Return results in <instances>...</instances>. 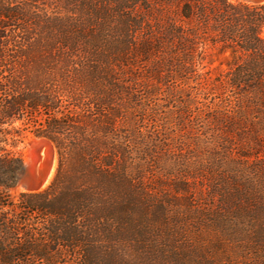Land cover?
Segmentation results:
<instances>
[{
    "label": "trees",
    "instance_id": "1",
    "mask_svg": "<svg viewBox=\"0 0 264 264\" xmlns=\"http://www.w3.org/2000/svg\"><path fill=\"white\" fill-rule=\"evenodd\" d=\"M49 2L65 14L34 31ZM95 8L119 19L86 43L77 15ZM26 131L58 166L15 200ZM143 163L179 194L207 166L219 241L264 264V3L0 0V264H122Z\"/></svg>",
    "mask_w": 264,
    "mask_h": 264
},
{
    "label": "rangeland",
    "instance_id": "2",
    "mask_svg": "<svg viewBox=\"0 0 264 264\" xmlns=\"http://www.w3.org/2000/svg\"><path fill=\"white\" fill-rule=\"evenodd\" d=\"M38 5L39 8L33 7L34 11L32 10L34 31L37 24L47 25L50 16L65 14V10L58 7L56 2ZM81 12L77 16L83 18L82 27L85 32L82 37L86 43L89 42L90 36L96 37L100 33V28L109 24L110 27L106 28L110 29L119 19L118 10L113 8L85 9ZM92 30L96 31L91 34ZM110 33L107 31V34ZM49 36L52 35L49 33ZM132 62L143 70L147 68L142 58ZM142 72L145 74V70ZM168 84L176 85L178 82L174 79ZM191 91L196 92L195 89ZM201 93L203 95V92ZM158 94L160 99L164 97L165 92L161 90ZM202 95H199V99L200 104L204 105L209 99ZM40 138L42 137L31 131L25 132V140L19 147L24 163L27 148L34 139ZM142 169L143 172L146 171L142 174H146V177L132 189L130 197L131 220L120 241L112 247L122 264H246L245 255L236 245L219 241L222 235L214 226L212 214L208 209L212 200L209 194L211 170L207 169V166L204 171L195 173L196 178L189 180L187 192L183 194L175 192L176 184H172L175 182L173 179L149 174L148 163H143ZM162 182L165 185H161ZM23 191L27 190L16 185L11 189V194L18 200ZM34 218L38 222L43 221V216Z\"/></svg>",
    "mask_w": 264,
    "mask_h": 264
},
{
    "label": "water",
    "instance_id": "3",
    "mask_svg": "<svg viewBox=\"0 0 264 264\" xmlns=\"http://www.w3.org/2000/svg\"><path fill=\"white\" fill-rule=\"evenodd\" d=\"M247 3L259 4L264 3V0H242ZM51 144V151H48V143ZM58 155L56 146L52 140L47 137L40 138V142L34 146L33 160L31 163H24L18 174L17 185L21 184L24 176H29V179L24 183L26 188H31L30 191H41L49 185L47 181L52 173L53 164L51 158ZM58 160V156H57Z\"/></svg>",
    "mask_w": 264,
    "mask_h": 264
},
{
    "label": "bare ground",
    "instance_id": "4",
    "mask_svg": "<svg viewBox=\"0 0 264 264\" xmlns=\"http://www.w3.org/2000/svg\"><path fill=\"white\" fill-rule=\"evenodd\" d=\"M39 142H40V139H34L33 142H32V144L30 145V147L27 148V150H26V154H25V163H26V164H29V163L32 162V160H33V149H34V146H35L36 144H38ZM47 143H48V148H49L48 151H49V150L51 151V149H52V148H51V144H50L49 142H47ZM50 151H49V152H50ZM51 162H52V164H53L52 173H51V175H50V177H49V179H48L46 185H49V184L51 183L53 177H54V174H55V171H56V166H57V156H56V155H55L54 158H51ZM28 179H29V176H24L23 180L21 181V184L18 185L19 188H21V189H23V190L30 191L31 188H26V187L24 186V183H25Z\"/></svg>",
    "mask_w": 264,
    "mask_h": 264
}]
</instances>
